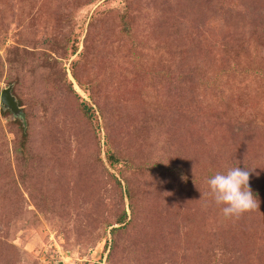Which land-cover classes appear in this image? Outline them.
I'll list each match as a JSON object with an SVG mask.
<instances>
[{"label": "rangeland", "instance_id": "374dc122", "mask_svg": "<svg viewBox=\"0 0 264 264\" xmlns=\"http://www.w3.org/2000/svg\"><path fill=\"white\" fill-rule=\"evenodd\" d=\"M0 264H264V0H0Z\"/></svg>", "mask_w": 264, "mask_h": 264}, {"label": "clouds", "instance_id": "9594fccd", "mask_svg": "<svg viewBox=\"0 0 264 264\" xmlns=\"http://www.w3.org/2000/svg\"><path fill=\"white\" fill-rule=\"evenodd\" d=\"M252 169L234 165L224 171H217L207 179L208 194L220 206L225 218L240 215L258 208V200L249 186Z\"/></svg>", "mask_w": 264, "mask_h": 264}, {"label": "water", "instance_id": "95a60500", "mask_svg": "<svg viewBox=\"0 0 264 264\" xmlns=\"http://www.w3.org/2000/svg\"><path fill=\"white\" fill-rule=\"evenodd\" d=\"M1 101L5 107L10 108L13 112H18V104L14 96L11 95L10 88L4 89L1 94Z\"/></svg>", "mask_w": 264, "mask_h": 264}, {"label": "trees", "instance_id": "16d2710c", "mask_svg": "<svg viewBox=\"0 0 264 264\" xmlns=\"http://www.w3.org/2000/svg\"><path fill=\"white\" fill-rule=\"evenodd\" d=\"M108 159H109V162H110L112 165H114V164L116 163V159L114 158L113 155H109ZM124 218H126V214H123V217L120 219V223H123V222H124V221H123Z\"/></svg>", "mask_w": 264, "mask_h": 264}]
</instances>
